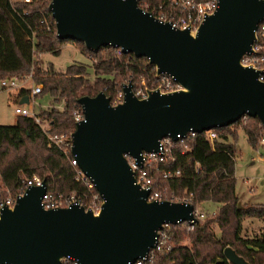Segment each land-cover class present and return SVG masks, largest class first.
<instances>
[{"label":"water","instance_id":"obj_1","mask_svg":"<svg viewBox=\"0 0 264 264\" xmlns=\"http://www.w3.org/2000/svg\"><path fill=\"white\" fill-rule=\"evenodd\" d=\"M48 10L57 38L93 52L109 45L144 57L155 76L167 75L180 87L147 88L138 97L128 81L116 104L103 91L78 96L83 116L71 131L70 152L102 196L100 207L43 208L44 182L26 186L12 206L0 208V264H60L64 257L76 264H129L147 253L164 224L194 216L189 201L148 200L125 154L139 163L163 136L175 141L243 114L257 116L264 128V82L240 63L264 21V0H217L194 31L158 20L137 0H50ZM237 206L247 204L237 200ZM222 254L232 264H250L228 245Z\"/></svg>","mask_w":264,"mask_h":264},{"label":"trees","instance_id":"obj_2","mask_svg":"<svg viewBox=\"0 0 264 264\" xmlns=\"http://www.w3.org/2000/svg\"><path fill=\"white\" fill-rule=\"evenodd\" d=\"M49 1L0 0V81L12 77L20 81L30 75L32 83L40 85L39 91L30 95L29 87H19L15 95L18 98L26 95L29 101L36 94H47L49 106L39 109L34 116L47 123L48 132L71 131L75 124L73 111L79 107L78 96L103 91L111 98L125 81L134 82L139 77L148 86L155 78L154 68L144 57L124 53L116 56L117 48L109 45L93 52L80 42L57 38ZM170 1L144 0L147 11L154 8L167 16ZM66 43H76L81 53L89 55L93 62L89 66L71 63L63 70H55L50 63L45 67L36 63V55L44 52L57 55ZM238 129L243 131L252 150L264 137L259 118L245 115L213 127L215 136L211 140L200 131L172 141L173 159L161 160L151 170L152 188L159 189L165 198L172 194L174 199H185L195 208L204 201L216 204L215 212L204 218L196 217L191 229L186 228L185 221L163 227L171 247L154 251L152 264H232L222 254L226 245L250 264H264V231L242 234L245 217L264 218V202L237 206L234 153ZM69 159V153L48 141L32 115L16 114L14 123L0 124V200L5 195L4 189L14 196L23 189V181L32 175L43 180L46 191L72 193L87 200L90 190L95 188L88 186L86 180L75 178L76 168ZM167 170L172 173L164 175ZM63 264L76 263L65 258ZM141 264H150V260Z\"/></svg>","mask_w":264,"mask_h":264},{"label":"built area","instance_id":"obj_3","mask_svg":"<svg viewBox=\"0 0 264 264\" xmlns=\"http://www.w3.org/2000/svg\"><path fill=\"white\" fill-rule=\"evenodd\" d=\"M27 2L28 0H23ZM137 4L143 5V7H140L142 10L147 11L146 8H148V5L144 0H137ZM217 7V0H171L170 1V11L168 16L166 14H160L156 12V9L152 8L150 9V14L154 13L158 20L161 21H168L172 27L178 28V29H185L186 27H189L191 31H194L198 24L203 20V18L206 15L211 14ZM160 8V7H158ZM152 15V14H151ZM259 37L262 38V40H259ZM264 22H261L256 30V40H254L251 49L249 52L242 55L240 59V63L244 66H251L254 70L259 71L257 75V79L259 81L264 82ZM121 51L117 48L115 50V55L119 56ZM155 76V75H154ZM30 78V75H28ZM20 81L16 77H12L10 79H4L0 81V87L3 88H19L22 87L20 85ZM153 83H155L151 88H158L160 91L168 92L174 89L179 88L180 86L175 83L171 77L167 75H159L155 76V78L152 80ZM40 85H34L33 87H30L29 94L32 95L34 93H37L39 91ZM118 96V100L122 99V91L121 89L116 93ZM146 92H143L141 96H145ZM78 108L73 111V119L74 123L79 121L82 118V111L81 107L78 104ZM14 112L16 114L21 115H32L34 117V120L40 125L42 130L44 131L46 138L49 142L54 144L56 147L62 150L65 154H70V164L75 166L76 168V179H82L86 180L87 185H92L90 180L82 173V171L78 168L75 158L73 157V154L70 152L71 147V131H62V132H48L47 127L44 128L41 124V121L38 117L34 116V113L29 112V110L26 108L24 104H18L15 105L13 108ZM245 114L241 115V118H244ZM206 133V136L209 140H211L215 133L213 131V128L205 129L203 130ZM195 131H187L184 135L178 136V138H181L187 134L192 135ZM260 141H264V137L260 138ZM171 142L172 139L169 136H163L159 139L158 146L156 150L145 152L143 151L141 153L140 161L137 163L133 157H131L128 154H125L126 160L129 163L133 175L134 180L139 184L140 187L148 188V193L146 198L148 200L154 199V200H161V199H169V200H179L174 199L173 195H169L168 198H165L162 194V192L157 188H152L154 185L153 182V174L151 173V170L156 168L159 161L164 160H172L173 157L171 155ZM177 172V171H176ZM175 172V173H176ZM170 171H164V175L171 174ZM42 179L37 175H32L30 178H27L25 181H23V189L16 193L12 198L6 197L5 199L0 200V208L3 205L6 206H12L14 203L15 197L19 194H21L24 190V188L28 185L34 184L39 185L42 183ZM93 186V185H92ZM56 194L59 193H52L49 191H45L41 195L40 203L43 208H54V207H64L69 206L72 203H76L78 205H81V202L83 201L78 195H73L72 193L68 194L69 197L65 201H61ZM93 196L91 199V204L89 207L92 209H98L100 207L102 196L98 191L90 190L89 196ZM89 199V198H88ZM87 199V200H88ZM185 200V199H184ZM180 201V200H179ZM187 201V200H186ZM95 210V211H96ZM192 213L194 216V220H183L186 222V228L191 229L194 222L196 221V217L202 216V213L197 210L193 206ZM168 224H164L160 229L157 230V234L155 237L154 245L150 247L146 254L143 256H140L136 258L133 262L129 264H141L142 261L149 259L150 264H152L151 259L153 257L154 251L159 250H169L171 247V241L169 239V235L165 230H163V227L167 226ZM64 257L61 259L60 264H63ZM70 259V258H69ZM72 260V259H71ZM73 261V260H72ZM74 262V261H73ZM75 263V262H74Z\"/></svg>","mask_w":264,"mask_h":264},{"label":"rangeland","instance_id":"obj_4","mask_svg":"<svg viewBox=\"0 0 264 264\" xmlns=\"http://www.w3.org/2000/svg\"><path fill=\"white\" fill-rule=\"evenodd\" d=\"M36 63L41 67H45L47 63L52 64L55 70H63L67 65L71 63H83L89 64L93 62V58L89 55L81 53L79 46L76 43H66L61 46L57 55L51 52H44L35 57ZM128 81H125L126 84ZM131 82V81H130ZM132 84L133 93L142 97L141 94L146 91L147 88H151L155 83L151 82L150 85L145 84V79L139 77ZM22 87H33L31 79L27 76L22 77L20 82ZM18 88H0V124H12L15 121L16 113L13 108L18 104V97L15 95ZM118 92V91H117ZM117 92L109 98L111 104H116L121 101L118 100ZM48 95L36 94L29 98V101L22 103L26 106L29 112L34 114L41 108L48 107ZM60 108V104H56ZM41 121L44 128L48 125L45 121ZM253 156V158H251ZM234 177H235V192L238 196V200L241 204L264 202V143L259 140L257 147L252 150L246 141L245 134L241 129L237 131V138L235 141V153H234ZM164 190V187L161 188ZM6 197H13L11 193L4 189ZM61 200L65 201L69 197L67 195L56 194ZM93 196H89V199L85 202H81L84 209L89 208L91 199ZM2 200V199H1ZM197 210L202 213L201 218L208 216L215 212L216 204L212 202H201L196 206ZM92 211L96 209L92 208ZM215 232L217 228L213 225ZM264 231V218L245 217L242 221V234L245 236L251 235L258 231Z\"/></svg>","mask_w":264,"mask_h":264},{"label":"crops","instance_id":"obj_5","mask_svg":"<svg viewBox=\"0 0 264 264\" xmlns=\"http://www.w3.org/2000/svg\"><path fill=\"white\" fill-rule=\"evenodd\" d=\"M22 97H23V96H21V97L18 98V104H22V102L19 101ZM27 102H28V100H27ZM18 104H16V105H18ZM251 158H253V156H251ZM205 202H207V201H205ZM209 202H210V201H209Z\"/></svg>","mask_w":264,"mask_h":264}]
</instances>
